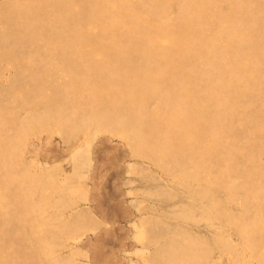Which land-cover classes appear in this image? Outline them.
I'll list each match as a JSON object with an SVG mask.
<instances>
[{
	"label": "rangeland",
	"instance_id": "rangeland-1",
	"mask_svg": "<svg viewBox=\"0 0 264 264\" xmlns=\"http://www.w3.org/2000/svg\"><path fill=\"white\" fill-rule=\"evenodd\" d=\"M41 1L0 0V109L6 122L0 137L5 138L3 133L8 131L16 143L15 157L0 158V264H165V259L158 257V251L174 249L175 245L160 238L165 236L158 228L157 231L151 229L155 222L167 237L193 236L192 241L197 248L206 247L207 254L196 264H262L259 260L264 248L261 232L258 228L244 227L254 226L261 216L259 214L264 213V134L253 136V125L239 130L240 119L237 118L224 124L228 127L233 123L237 127L235 146L238 153L234 156V165L242 164L249 154L257 157L256 165L246 168L249 179L254 182V191L262 189L260 195L249 200L251 203H247L246 193L240 186V171L232 174L238 186L236 184L231 194L223 185L221 191L219 188L207 190L206 173L181 183L171 161L166 162L171 165L162 168L161 164L165 163L151 155L153 148L141 144V137L145 135L140 128H127L125 123L122 127H104L91 122L89 117L85 121L86 117H81L74 109L78 106L77 98L68 104L58 96V88L68 84L70 78L89 76L104 81L99 69L109 63L104 61L95 66L91 60L94 54L89 48L74 52L81 43L72 39L71 31L76 28L80 33L97 32L104 23L102 18L92 16L93 5L107 0ZM54 1L73 4L72 9L79 17L77 24L72 27L65 21H47V27H40L32 41H22L16 13L22 11L30 21H38L43 12L34 8L42 7L44 3L49 8ZM120 1L126 3L128 6L125 8L133 13L144 11L140 17L146 26L155 24L163 30L180 29L191 20L195 26L203 28L207 37H212L218 30L215 21L206 18L205 8L198 3L193 5L191 0H161L156 4L150 0ZM215 3L218 4V12H231L229 2L215 0ZM106 9L114 13L117 5L107 4ZM125 24L127 21L122 20L119 26L124 27ZM61 33L65 35L64 43L71 49L64 52L47 50L56 45L54 37ZM98 34V41L106 42L110 38L109 33ZM238 37L227 36L225 43L238 44ZM36 53L43 59L31 63ZM15 57L21 58V63H15L12 60ZM49 58L55 59L54 66L47 62ZM110 66L114 71L120 69V65ZM94 67H98L95 69L99 72ZM155 68L161 71L159 63ZM39 79L46 84L53 81L50 88H44L50 96L48 101L43 99L40 91L43 85ZM168 83L163 85L164 89H170L171 84ZM261 94L253 99L243 98L239 105L243 109L237 114L248 108L246 114L253 118L254 123L264 126V93ZM89 96H94V92L90 91ZM31 98L39 100L32 103ZM150 100L148 112H160L164 100L157 95ZM111 112L107 108L100 114L105 116ZM122 115L131 117V113L124 111H121ZM27 121L31 126L24 127L25 137L16 139L17 130ZM132 133L140 134V139L134 138ZM222 133L204 129L203 140L214 150L223 148L228 145L229 137L225 133L222 136ZM166 135L162 132L157 137L163 139ZM0 147L1 156H9L10 151ZM174 147L180 146L175 144ZM172 149L175 152L176 148ZM182 152L177 149L174 158L178 163H186L190 170L204 162L216 167L213 159L201 160L195 153L189 157ZM260 156L263 159L259 160ZM213 199L222 203L220 207L226 213L215 219L217 221L207 212ZM187 216H190L189 220H185ZM232 216L238 218L237 222L234 219L235 223L232 222ZM137 231L144 241L142 245L136 241ZM182 261L186 262L184 258Z\"/></svg>",
	"mask_w": 264,
	"mask_h": 264
},
{
	"label": "bare ground",
	"instance_id": "bare-ground-1",
	"mask_svg": "<svg viewBox=\"0 0 264 264\" xmlns=\"http://www.w3.org/2000/svg\"><path fill=\"white\" fill-rule=\"evenodd\" d=\"M150 1L155 4L161 2V0ZM220 1L229 2L231 4V12L228 14L218 12L217 3L219 2L216 1L217 3H215V0H191V2H194L193 5L198 3L205 8L206 18L209 17L210 21H215V26H217L218 30L217 32L215 31L216 33H214L212 37H207L203 32V28L199 25L195 26L196 24L194 25L193 22H190L191 20L188 24H182L183 26L180 29L163 30L158 28L155 24L146 26L140 17L143 15L142 13L144 11L142 13H133L125 8V6H128L127 4H122L120 0L98 2L93 5L91 14L94 18H102L101 20L104 25L94 33L92 31L80 33L76 28V30L73 28L71 31L73 38H71L81 43L78 49L75 48L73 50L74 52L77 53L79 50H88V48L93 52L94 56L91 60L95 66L104 61L109 63L99 69L100 72L95 69L98 67H94V70L101 73L104 81L88 78L89 76L82 77L81 79L70 78L68 84L58 88V96L63 99V103L68 102V104H71V102L74 103L76 100L75 98H77L78 106H74V109L77 110L76 113L81 115V117H86L85 121H88L90 118L91 122L104 127L118 125L122 127V124L125 123L127 128H140L143 135H145L144 138L141 137V144L151 149L153 148L150 150L151 155L154 157L156 156L161 163H165L161 164L163 166L162 168L171 165L166 164L167 161H171L174 173L181 183H187V181L196 179L201 173H206L208 177V182L205 185L207 190L210 191L219 188L221 191L223 190V185L227 188V192L231 194L237 184V182L234 181L236 178H233L232 174L240 171V173H242L240 175V186L246 193V198H248L246 201H249L262 192V189H258L256 192L254 191V182L249 179L246 170L249 166L256 165L255 162H258V160L256 159L257 157L251 153L252 155L249 154L242 164L238 166L234 165V156L238 153V147L235 146L237 127H235L233 123H229L230 126L228 127H225L224 124L230 119L237 118L238 120L240 119L238 124L239 130L253 125V136L260 133L264 134L262 133L264 131V126L259 123H254L255 121L253 118L246 114L248 108H244V112L237 114L239 110L241 111L243 109L239 106L242 100H244L243 98L251 97L253 99L258 93H264V0ZM107 4H116V12L113 13L108 11L106 9ZM36 5L38 4L36 3ZM46 5L47 4L44 3L42 7L37 8L38 6H36V8H34L36 11L43 12V15L41 13L42 17L38 21H30L27 18L28 15L22 11L16 13L21 29V35L19 37L22 41H32L40 27H47V21L52 20L55 23H63V21H65L71 24L72 27L77 24L76 22L79 20V17L74 9H72L73 4L54 1L51 7L48 5L49 8H47ZM30 10L32 9L30 8ZM148 10L149 9L146 10V13H148ZM150 13H153V11H150ZM122 20L127 21L124 27L119 26ZM99 32L109 33L110 38L106 42L98 41L96 35ZM62 34L64 33L57 34L54 37L56 45L48 47L47 50L64 52L71 49L70 46L67 47L64 43L63 39L65 35ZM227 36H239L240 42L238 44H226L225 38H227ZM73 51L72 53H74ZM47 53L48 52H46V55ZM33 56L31 63L43 59V57H41L42 59L38 57L40 56L38 53ZM1 60L0 58V61ZM12 60L15 63H21L22 61L19 57H15ZM46 60L50 62L52 66L56 63L54 62V58ZM158 63L161 71L155 68ZM162 63L165 64L163 65ZM113 64L117 66L120 65V69L114 71L110 66ZM202 69L203 71H200ZM39 81H41L43 86L45 85L44 87H40V91L43 99L48 101L47 99H49L50 96L45 93L44 88H48L53 81L51 83L48 81L47 84L40 79ZM166 82L171 84L170 89H164L163 85ZM90 91L94 92V96H89ZM21 92L22 90L19 91L18 94ZM156 95L164 100L163 107L160 112H151L150 114L149 101L151 102L150 98ZM37 99L31 98L30 101L36 103L39 100ZM120 101H122V103H118ZM107 108H110L112 112L110 115L104 116L102 113ZM101 110L102 113L100 114ZM1 111L0 109V131H3L6 122L2 118L3 112ZM121 111L131 113V117H128V119L124 115L121 116ZM29 125L31 126L30 121L22 123L21 129L19 131L17 130L18 135L16 139L18 137L19 139L25 137L26 128L24 129V127ZM204 129H210L212 132L225 133L229 137L228 147L225 146L214 150L209 143L204 141L205 139L203 140L202 135ZM162 132L167 133L166 137L163 139L157 137V135ZM7 133L6 131L3 133L5 138L0 137V146H4L5 151L7 149L11 154L9 153V156H1L2 148L0 147L1 159H12V157H15L13 156V152L16 150L15 138L12 137V134L9 135ZM223 133L222 136L224 135ZM133 136L138 140L140 139V134H133ZM214 137L215 140H217L216 136ZM146 140H150L151 142ZM175 144L180 147H174ZM172 148L183 151L187 156L195 153L201 160L213 159L216 165V167L213 166L215 170L210 164H206L205 162L199 166L197 165V168L190 170L188 166H186V163H178L174 158L177 154L175 153L176 150L173 152ZM260 153L262 154V151H260ZM261 159H263L262 156H260L259 160ZM180 185L182 186V184ZM184 185L185 184H183V186ZM200 192L201 191H199V193ZM251 201L247 203H251ZM221 204V202L214 200L212 207H207L209 216L213 217L214 220L220 219L226 214L223 208L220 207ZM259 215L261 216H259L257 223L254 222V226L250 224L249 226L246 225L244 228L251 227L252 230L258 228L264 240V213ZM184 218L185 220H189L190 216H187L188 219L186 217ZM233 219L236 220V222L238 220V218L235 219V217L232 216L231 220L234 223L235 221ZM182 221H184V219ZM252 221L254 220H251V222ZM157 228L160 233L166 237L160 238H164L167 242L175 245L174 249L172 248L165 252H161L162 249L158 251V257H163V259H165L163 261L165 264H171L172 262H174L173 264H196L200 262V257H204V255L207 254L206 247L197 248V245L193 244V236L186 237L184 235H175L167 237V233H164L162 228L157 227L156 222L153 223L151 229L157 231ZM208 228L212 229L211 227ZM136 233V241L138 244L142 245L144 241L141 239L142 237L140 238L139 231ZM249 233L251 234L250 231ZM203 239L205 238L203 237ZM154 241L156 243L159 242V240ZM182 258H184L187 263L182 261ZM175 259H180V261ZM259 260L264 264L263 247L259 255Z\"/></svg>",
	"mask_w": 264,
	"mask_h": 264
}]
</instances>
